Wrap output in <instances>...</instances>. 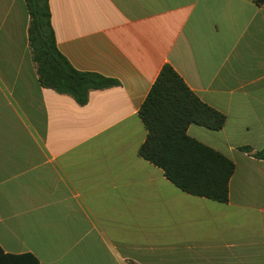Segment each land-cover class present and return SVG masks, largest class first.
Returning a JSON list of instances; mask_svg holds the SVG:
<instances>
[{
    "label": "crops",
    "instance_id": "1",
    "mask_svg": "<svg viewBox=\"0 0 264 264\" xmlns=\"http://www.w3.org/2000/svg\"><path fill=\"white\" fill-rule=\"evenodd\" d=\"M57 47L117 85L79 105L40 85L24 0H0V247L38 264H264V4L50 0ZM170 65L235 164L229 201L190 195L139 155V110ZM249 148L251 151H246ZM24 264H34L33 262Z\"/></svg>",
    "mask_w": 264,
    "mask_h": 264
},
{
    "label": "trees",
    "instance_id": "2",
    "mask_svg": "<svg viewBox=\"0 0 264 264\" xmlns=\"http://www.w3.org/2000/svg\"><path fill=\"white\" fill-rule=\"evenodd\" d=\"M24 1L29 14V44L42 87L71 95L79 105H85L91 91L118 84L99 74L76 70L59 51L51 23L50 0ZM253 1L264 4V0ZM139 116L147 130L139 149L142 158L162 169L170 182L190 195L220 203L229 201L235 164L187 132L192 124L218 131L224 127L226 116L205 104L172 66L162 68ZM253 155L264 160V149ZM29 262L38 264L31 255L4 254L0 247V264Z\"/></svg>",
    "mask_w": 264,
    "mask_h": 264
}]
</instances>
